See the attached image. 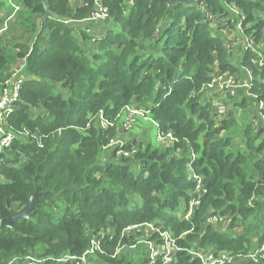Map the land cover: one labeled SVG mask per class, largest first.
<instances>
[{
    "label": "trees",
    "instance_id": "16d2710c",
    "mask_svg": "<svg viewBox=\"0 0 264 264\" xmlns=\"http://www.w3.org/2000/svg\"><path fill=\"white\" fill-rule=\"evenodd\" d=\"M95 1L47 0L46 17L42 0H20L24 11L0 33V90L19 63L27 76L9 117L16 139L0 153V219L41 192L29 218L0 230V264H74L59 259L81 257L100 233L97 264H148L119 250L137 241L124 230L145 223L170 230L184 249L173 264H200L187 251L199 247L231 254L228 264H264L250 257L264 240V125L241 127L232 112L219 120L208 92L214 78L239 70L224 41L232 4L259 39L264 18L253 21L264 0H104L110 17L93 49L73 22L89 17ZM218 17L228 20L220 26ZM257 57L246 49L241 66L264 100ZM127 106L150 109L173 144L144 141L119 156L114 139L128 151L136 143L124 135ZM222 214L230 221L218 230L208 220Z\"/></svg>",
    "mask_w": 264,
    "mask_h": 264
},
{
    "label": "rangeland",
    "instance_id": "374dc122",
    "mask_svg": "<svg viewBox=\"0 0 264 264\" xmlns=\"http://www.w3.org/2000/svg\"><path fill=\"white\" fill-rule=\"evenodd\" d=\"M15 2L21 6V10L19 11V13L17 14V16L19 17L20 14H22V12L24 11V7L22 6V4L20 3V0H15ZM231 9L234 10L236 12V16H231L229 19L232 23V26L229 28H225L224 30V41L226 43V45L229 48V53H230V60L231 62L234 64V66H236L239 70H236L235 72H229L226 73L223 80H219L216 81L214 83L213 88L210 89L209 91V99L210 96L212 98V96H216L217 98H219V100H222L223 97L225 98L226 96L228 97V100L230 101V106H226L224 105L223 108L217 110L215 109L216 105H218L219 103H214L213 108L216 113L218 111V119H224L227 118L229 113L232 112L233 114H235V116L237 117L240 126L242 127L245 124H249L252 122L253 120V112H256V115L258 117V120L261 122L262 125H264V120L262 118V115L264 116V109L261 110V106H260V101H258L257 99V94H255L254 92H252L253 89V75H250V80L248 79V76H246L245 72H247L246 70H243V66H241V62L245 53L246 49H250L252 51H255L256 53H258V57L260 58V52L261 50L264 48V30H262L261 33V37L259 39L256 38L255 33L252 31L251 34H247L246 30L247 28H249L250 23L248 22L247 24L249 25H245L244 22H242V19H245V15L244 13L238 8V6H236L235 4H232ZM11 10L13 11L14 9L11 8ZM255 15L257 17V21H253L256 23H259V21L264 18V13L259 12V11H255ZM17 17V18H18ZM209 18L211 19L212 16L210 15ZM14 20V19H13ZM11 20L10 21V25L12 23V25L15 24V21ZM218 20H220L222 22V24H220V26L224 25L225 23H223V21L228 20L225 18H219ZM18 21H16L17 23ZM83 23L81 22H73V25L75 28H77L78 30H76L75 32L78 33L77 31L83 30ZM97 24V23H94ZM92 25L89 24V28H91ZM217 27L219 25H216ZM86 30V29H85ZM97 30V29H96ZM93 30V31H96ZM84 31V30H83ZM92 31V30H91ZM79 34V33H78ZM89 44V43H88ZM91 45V44H89ZM83 47H87V42H85L83 44ZM258 63L264 65V55H263V60L261 61V59H259L257 61ZM21 66H15L13 68V71L18 69ZM249 72V71H248ZM250 74V73H249ZM229 78L230 81L234 80L233 86L232 87H226V85H224V81H227ZM252 80V84L250 83ZM221 82L223 83V85L221 84ZM247 84V87L245 86ZM234 95V97H232ZM244 96H246V99ZM244 98V99H243ZM249 98H251L249 100ZM237 102V103H236ZM246 102V107H241L239 104L240 103H244ZM236 103V104H234ZM264 103V101H263ZM151 137H152V142L154 145L157 146H170L173 144L172 141L169 142H163V141H159L156 138V129L155 127L151 124ZM123 138V137H122ZM124 139V138H123ZM133 136L130 134V136L128 137V140L130 142H132ZM242 138L239 136L235 139V143H241L243 140H241ZM136 143H135V147L139 148V143L144 142L143 141H137V139H135ZM111 148V147H110ZM183 209H181L180 211L177 212L178 216L183 219ZM222 218V219H221ZM212 224L215 225L216 229L218 230H223L226 228V224H229V220H228V216L227 215H221V217H219L217 220H214L211 222ZM154 225V224H153ZM137 233V241L135 242V244L133 246H122L119 250L121 253L123 252H130L132 253L133 251V257L135 259L137 258H141L143 256H147L148 259V264H150L151 259L150 257L154 255V257L156 258L155 264H158V261L161 260L162 264H173L174 262H176V257H175V251H179V250H184L183 248L179 247L178 244H176V240L173 238L172 233L170 230H161L157 225H154V229H145V226L142 227V231L141 232H136ZM165 233V235H163ZM171 239H174L175 242L174 244L171 242ZM167 248L170 249V253L172 256V260L171 261H165L162 252L166 251ZM175 250V251H174ZM186 250V249H185ZM187 251L190 253V255H192L193 253L200 251L203 253H209L211 251H213V248H207V247H199L197 249L194 248H189L187 249ZM156 252H158V254H156ZM193 256V255H192ZM200 261V264H203Z\"/></svg>",
    "mask_w": 264,
    "mask_h": 264
},
{
    "label": "built area",
    "instance_id": "2783aa9c",
    "mask_svg": "<svg viewBox=\"0 0 264 264\" xmlns=\"http://www.w3.org/2000/svg\"><path fill=\"white\" fill-rule=\"evenodd\" d=\"M9 6L14 9L11 14L7 17V19L4 21L2 27L0 28V33L4 32L5 30H7V28L10 25V21L13 20L15 21L17 19V14L19 13V11L21 10V6L18 5L15 0H7ZM132 4V0L129 2V5ZM110 17V13L108 8L104 5V0H96L95 1V6L93 8V11L91 12L90 16L81 20V21H75V22H88V24L90 25H94V23L97 24H101L104 23L106 20H108ZM212 20V18L210 19ZM213 21V20H212ZM243 21V19H242ZM91 28H87L86 31L90 33L92 39H91V44L94 45L96 44L97 41L101 40V38L104 36V30L102 29V27H100L99 31H91ZM258 59H261V61L263 60V56L260 55V58L257 57ZM262 65V64H261ZM243 70H246L247 72H245L246 76H248V79L250 80V71L248 68H243ZM249 71V72H248ZM229 73V72H228ZM250 73V74H249ZM226 73L221 74L220 76L214 78L213 82L209 84V90L210 91L211 88H213L214 83L216 81L219 80H223L224 76ZM27 76L24 73V67L23 65L21 67H19L18 69L14 70L11 74V76L6 79L3 83H2V88L0 90V153L4 152L6 149H10L13 141L16 139V133L14 132V130L10 127L9 125V117L10 115L13 113L17 103L20 101L21 99V91H22V86L24 84V82L26 81ZM231 78H229L227 81H224V85H226V87H232L234 80L230 81ZM253 80V78H252ZM252 80H251V84H252ZM221 84L223 85V83L221 82ZM247 87V84L245 85ZM234 97V95L232 96ZM258 101H260V106H261V110L264 109V100L259 99V96H256ZM227 100L223 101L220 100L217 103H219L218 105H216L215 109L219 110L221 108L224 107V105L226 106H230V101L228 100V97H225ZM215 102H213L214 104ZM218 113V111H217ZM253 117V122L257 123H261L258 118L255 119V115L252 116ZM262 118L264 120V116L262 115ZM149 121L151 122L155 128H156V138L159 141H163V142H169L172 141L174 142V137L172 135V133L170 132H166L164 133L161 128H160V124L159 122L154 119V117L151 114V110L148 108H138V107H134V106H127L126 107V118L125 121L123 122V128L125 131L130 130L133 126L134 123H138L140 121ZM108 122L107 121H102V125H106ZM26 134H28L27 131H25ZM110 145H119L120 149H119V156L124 157V156H130L134 153H137L139 148L133 147L132 151H128L123 149V142L122 140H116L114 139ZM192 177H194L195 179H198V182H200V178L197 175H193ZM200 191V193H204V189H202L200 186L197 187ZM197 199V198H196ZM194 199L192 202V206L195 203H199V199ZM189 214H186L185 212H183V219H188ZM219 217H221V215H214L209 217L210 219L208 220L209 222H212L214 220H217ZM222 219V218H221ZM1 220L0 219V224H1ZM228 220L230 221V219L228 218ZM154 223H145L142 225H133V226H129L128 228H126L124 230L123 233L125 234H129L130 231H135V233L141 232L142 231V227L145 226V229L149 228V229H154ZM111 231L108 230L107 232ZM165 235V233L163 234ZM101 237H104V233H100L97 235V238L92 240V245L90 247V249L81 257H76V256H66V259H59V261H68V260H72L74 262V264H97L96 263V256L98 252L102 253V249L100 246L101 243ZM171 242L174 244L175 240L171 239ZM175 245V244H174ZM133 246V245H131ZM175 251V250H174ZM177 252V251H175ZM260 254L262 257H264V240L263 243L261 244V246L258 248V250L251 255L250 257L253 258L254 261H257L256 259V254ZM156 254H158V252H156ZM176 254V253H175ZM162 255L165 259V261H171L172 260V256L170 253V249L167 248L166 251L162 252ZM193 258L199 259L201 260V262L203 264H228L229 262H232L234 257L226 252H221V251H217V250H213L209 253H203L200 251H197L195 253L192 254ZM28 258V257H27ZM151 262L150 264H155L156 258L153 256L150 257ZM93 260V261H92ZM16 261V259H12L8 264H13ZM28 264H36L35 262L29 261Z\"/></svg>",
    "mask_w": 264,
    "mask_h": 264
},
{
    "label": "crops",
    "instance_id": "0c3cea01",
    "mask_svg": "<svg viewBox=\"0 0 264 264\" xmlns=\"http://www.w3.org/2000/svg\"><path fill=\"white\" fill-rule=\"evenodd\" d=\"M0 3H4L2 8L0 9V18H2L4 15H6L8 13V11L11 9V7L9 6L7 0H0ZM12 12V11H11ZM11 14V13H10ZM7 19V17L5 18V20ZM4 20V21H5ZM83 23L82 26L84 27V29H87L89 28V24L88 22H81ZM12 24V23H11ZM94 26L97 30L96 31H99L100 27H102L101 24H94L92 25ZM1 28V27H0ZM76 30H78L77 28H75ZM92 48L94 49V45H92ZM18 66H22V63H19ZM210 99L212 101V104L213 102H218L220 101L219 98H217L216 96H210ZM223 101H226L227 99L223 97L222 99ZM214 105V104H213ZM253 116V115H252ZM125 118H126V115H125ZM125 118H124V121H125ZM123 121V122H124ZM253 121V120H252ZM148 123H151L149 121H140L138 122L137 124L134 123L132 128L130 130H127V132L124 134L126 136V138L128 139V137L130 136V134L133 136V139L132 141L136 142L135 139H137V141H143L145 140L146 141H152V137H151V125L148 124ZM152 124V123H151ZM153 125V124H152ZM154 126V125H153ZM149 138L151 140H149ZM129 141V140H128ZM2 179V178H0Z\"/></svg>",
    "mask_w": 264,
    "mask_h": 264
},
{
    "label": "water",
    "instance_id": "95a60500",
    "mask_svg": "<svg viewBox=\"0 0 264 264\" xmlns=\"http://www.w3.org/2000/svg\"><path fill=\"white\" fill-rule=\"evenodd\" d=\"M42 4L45 8V16L51 15L50 11L48 10L47 0H42ZM41 195L38 189L34 193H32L29 197V202L20 210H11L10 215L7 218L1 220L0 230L9 228L12 226V223L16 222L22 218H29L30 213L37 207L38 205V197Z\"/></svg>",
    "mask_w": 264,
    "mask_h": 264
},
{
    "label": "clouds",
    "instance_id": "9594fccd",
    "mask_svg": "<svg viewBox=\"0 0 264 264\" xmlns=\"http://www.w3.org/2000/svg\"><path fill=\"white\" fill-rule=\"evenodd\" d=\"M94 47H95V45H94Z\"/></svg>",
    "mask_w": 264,
    "mask_h": 264
}]
</instances>
